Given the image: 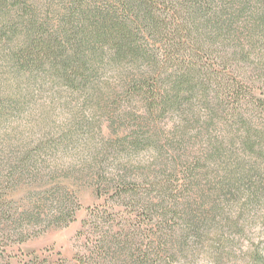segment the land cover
<instances>
[{
  "label": "trees",
  "instance_id": "trees-1",
  "mask_svg": "<svg viewBox=\"0 0 264 264\" xmlns=\"http://www.w3.org/2000/svg\"><path fill=\"white\" fill-rule=\"evenodd\" d=\"M0 63L32 86L67 93L100 124L108 120L118 131L130 123L110 148L156 149L162 134L170 144V136L183 141L196 129L206 146L198 165L221 168L227 181L237 169L242 174L233 181L252 179L264 167V0H0ZM25 98L24 90L6 95L0 115L21 109ZM169 123L167 132L163 125ZM38 152L20 165L36 162ZM20 168L7 183H15ZM126 177L100 181L95 194L107 196V205L123 206L115 214L139 219L129 225L133 235L154 221L155 212L167 221L180 216L169 204L179 205L178 196L154 194L149 187L157 184ZM5 191L0 186V264H11L10 242L30 235ZM79 208L71 200L49 222L67 226ZM92 215L113 228V212L97 207ZM25 216L23 222H34ZM185 222L179 235L194 229L193 220ZM91 223L85 219L83 226ZM173 224L166 229L174 230ZM169 242L164 237L165 251ZM97 248L81 264L91 256L101 264L107 247Z\"/></svg>",
  "mask_w": 264,
  "mask_h": 264
},
{
  "label": "rangeland",
  "instance_id": "rangeland-1",
  "mask_svg": "<svg viewBox=\"0 0 264 264\" xmlns=\"http://www.w3.org/2000/svg\"><path fill=\"white\" fill-rule=\"evenodd\" d=\"M23 90L27 98L21 109L0 115V186L30 235L26 241L10 242L11 264H81V257L101 245L107 247L101 264H264V167L252 179L233 181L242 174L237 169L227 181L221 168L198 165L206 146L196 137V129L182 142L170 136V144L162 134L156 149L110 148L128 133L130 123L118 131L108 120L100 124L67 93L59 96L48 86H32L14 72L7 73L0 63V105L6 95L17 96ZM171 126L163 125L167 132ZM38 151L36 162L20 165L26 155ZM18 166L15 183H7ZM124 175L148 187L150 182L157 184L149 187L154 194L178 196L179 205L169 204L180 216L167 221L155 212L154 221L146 220L133 235L129 225L139 219L115 214L123 206L107 205V196L95 194L100 181L113 183ZM69 198L80 207L75 220L67 226L52 225L51 217L61 205L70 206ZM153 200L158 203L160 198ZM97 207L114 213L112 229L108 230L107 218L91 216ZM25 215L34 216V222H23ZM85 219L92 226L85 228ZM186 220H193L194 229L179 235ZM172 223L174 230L166 229ZM164 237L170 240L168 251L161 246ZM89 259L86 264H96L92 256Z\"/></svg>",
  "mask_w": 264,
  "mask_h": 264
}]
</instances>
